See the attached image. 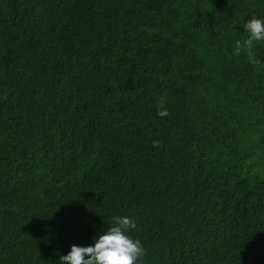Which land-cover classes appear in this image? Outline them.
Returning <instances> with one entry per match:
<instances>
[{"label": "trees", "instance_id": "1", "mask_svg": "<svg viewBox=\"0 0 264 264\" xmlns=\"http://www.w3.org/2000/svg\"><path fill=\"white\" fill-rule=\"evenodd\" d=\"M252 16L264 0H0V264H59L118 216L137 264H264Z\"/></svg>", "mask_w": 264, "mask_h": 264}, {"label": "clouds", "instance_id": "2", "mask_svg": "<svg viewBox=\"0 0 264 264\" xmlns=\"http://www.w3.org/2000/svg\"><path fill=\"white\" fill-rule=\"evenodd\" d=\"M243 29L249 35L243 43L236 42L235 54L240 55L241 51H246L251 60L254 42L264 40V20L252 16ZM157 114L161 118L169 115L163 100L157 104ZM136 227V222L127 216L113 217L106 231L93 237L92 245H72L66 255L59 257V264H137L145 255V250L139 239L134 240L127 235L130 229Z\"/></svg>", "mask_w": 264, "mask_h": 264}]
</instances>
